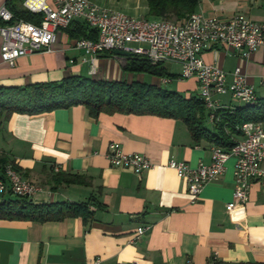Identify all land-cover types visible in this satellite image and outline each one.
I'll use <instances>...</instances> for the list:
<instances>
[{"label": "crops", "instance_id": "crops-1", "mask_svg": "<svg viewBox=\"0 0 264 264\" xmlns=\"http://www.w3.org/2000/svg\"><path fill=\"white\" fill-rule=\"evenodd\" d=\"M8 1L0 0V8L9 10ZM92 1L132 17H150L145 0ZM196 12L217 18L242 14L264 23V0H200ZM75 40L63 30L51 52L19 58L14 66L0 61V87L59 82L70 76L145 83L139 81L142 73L123 71L114 55L100 54L91 64L74 47ZM202 58L221 68L227 82L239 67L257 98H264V45L246 58L226 47L205 52ZM171 74L175 77H155L146 84L184 97L198 95L194 79L180 80L179 73ZM215 99L230 110L241 105L229 94ZM110 144L145 155L152 167L141 175L111 167L106 158ZM210 147L206 141L195 143L181 120L155 115L102 113L92 118L83 106L31 116L0 113V159L12 162L24 180L41 188L32 201L87 202L94 210L86 224L80 217L45 223L0 219V264H87L95 258L101 264H210L214 259L264 264V178L251 181L247 202L229 212L233 157L222 176L206 184L196 200L167 166L170 160L191 167L208 164ZM57 173L83 176L89 185L52 190ZM139 228L145 232L135 239Z\"/></svg>", "mask_w": 264, "mask_h": 264}, {"label": "built area", "instance_id": "built-area-1", "mask_svg": "<svg viewBox=\"0 0 264 264\" xmlns=\"http://www.w3.org/2000/svg\"><path fill=\"white\" fill-rule=\"evenodd\" d=\"M23 7L32 14H42L40 23L17 20L10 24L12 13L6 7L0 8V21L3 22L0 25V61L9 66H14L19 58L51 52L58 41V33L81 22L97 31L95 40L81 38L74 42V47L83 51L91 64L100 54L124 51L141 56L152 65H178L180 80L196 81L198 95L209 112L210 121L214 120L216 110L222 108L216 96L229 94L232 100L243 104H253L257 100L254 88L239 67L233 70L231 82H227L221 68L202 58L203 53L217 47L232 49L240 58H246L263 46L264 23L245 15L217 18L195 12L175 22L132 17L99 6L92 0H23ZM163 81L168 83V79ZM238 130L240 138L232 148L226 150L211 145L208 164L191 167L182 161L168 162L167 166L185 182L193 200L206 184L222 176L230 157L235 160L232 200L226 205L227 211L244 205L250 182L264 178V122H246ZM106 158L111 167L130 170L136 175L152 167L145 155L123 152L116 144L108 146ZM40 191L39 186L24 180L11 163L5 164L0 179V198L7 192L32 198ZM144 232V228L137 229L135 239ZM101 263L100 258H95L87 264Z\"/></svg>", "mask_w": 264, "mask_h": 264}, {"label": "trees", "instance_id": "trees-1", "mask_svg": "<svg viewBox=\"0 0 264 264\" xmlns=\"http://www.w3.org/2000/svg\"><path fill=\"white\" fill-rule=\"evenodd\" d=\"M148 16L155 19H173L180 21L195 13L200 0H145ZM12 13L14 23L24 20L39 24L42 14L27 11L20 0L6 3ZM170 21V20H169ZM3 22L0 21V25ZM73 25V24H72ZM67 31L76 39L97 38V31L86 24L76 22ZM109 56L113 54L108 53ZM122 70L130 73H142L156 78H174L164 64L152 65L147 59L130 55L120 59ZM83 106L88 115L97 118L100 114L155 115L181 120L187 127L195 143L206 141L222 149H230L240 138L238 128L246 122H264V98H257L253 104H243L234 110L220 108L215 112L214 120H209V112L199 95H183L163 89L154 84L126 81H102L89 77L70 76L59 82L32 84L24 87H0V113L39 115L56 109ZM209 121V122H208ZM206 123H211L207 127ZM6 162L0 159L1 174ZM14 166V165H13ZM16 169V167L14 166ZM17 171V169H16ZM55 190L60 185H89V180L76 174L57 173L53 177ZM96 204V203H95ZM97 209L102 208L96 204ZM94 210L89 203L68 201L37 204L32 198H22L11 192L0 198V219L25 220L34 222H59L67 218L80 217L86 224L93 219ZM210 264H228L212 260ZM260 264V263H239Z\"/></svg>", "mask_w": 264, "mask_h": 264}, {"label": "rangeland", "instance_id": "rangeland-1", "mask_svg": "<svg viewBox=\"0 0 264 264\" xmlns=\"http://www.w3.org/2000/svg\"><path fill=\"white\" fill-rule=\"evenodd\" d=\"M149 18V20H155V18H153V17H148ZM170 21H173V19H169ZM165 65V67L168 69V71L169 72H173V73H175V74H178L179 73V71H180V68H179V66L178 65H174V64H168V63H166V64H164ZM142 76H143V78H142V80H139V81H142V82H145V83H151L153 80H155V77H153V76H151V75H146V74H142ZM172 81V80H171ZM174 85V83H172V86ZM164 86V85H163ZM234 102H236V103H238L239 104V102L238 101H236V100H233ZM241 104V103H240ZM206 125H207V127H210L209 125H208V123H206Z\"/></svg>", "mask_w": 264, "mask_h": 264}, {"label": "water", "instance_id": "water-1", "mask_svg": "<svg viewBox=\"0 0 264 264\" xmlns=\"http://www.w3.org/2000/svg\"><path fill=\"white\" fill-rule=\"evenodd\" d=\"M113 55H114L116 58H119V59H124V58L130 56L129 53L124 52V51H114V52H113Z\"/></svg>", "mask_w": 264, "mask_h": 264}]
</instances>
